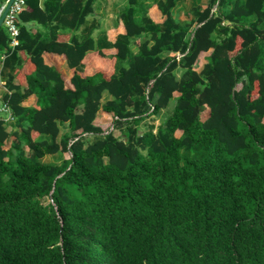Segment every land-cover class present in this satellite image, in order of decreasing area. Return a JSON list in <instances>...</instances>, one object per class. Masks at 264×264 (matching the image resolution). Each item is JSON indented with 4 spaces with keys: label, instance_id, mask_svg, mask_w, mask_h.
<instances>
[{
    "label": "trees",
    "instance_id": "16d2710c",
    "mask_svg": "<svg viewBox=\"0 0 264 264\" xmlns=\"http://www.w3.org/2000/svg\"><path fill=\"white\" fill-rule=\"evenodd\" d=\"M179 1L126 0L97 42L94 0L0 27V264H264V0Z\"/></svg>",
    "mask_w": 264,
    "mask_h": 264
},
{
    "label": "crops",
    "instance_id": "0c3cea01",
    "mask_svg": "<svg viewBox=\"0 0 264 264\" xmlns=\"http://www.w3.org/2000/svg\"><path fill=\"white\" fill-rule=\"evenodd\" d=\"M2 1H5V0H0L1 5H2ZM208 1L209 0H200L201 4H204V5L207 4ZM179 2L177 3V5L179 4ZM146 4H148V2L145 1L144 6ZM125 7H126V0H94V13L90 15L89 18H87V20L88 22L95 23V30L93 33V38L96 42L99 40V38H101V36H103L104 32H106V34L108 35L110 39H113L118 33L125 32L123 23L121 21L120 22L117 21L118 12L124 9ZM149 14L152 16L153 19L157 21L161 19L160 13L157 10L156 6L154 5L151 6L149 10ZM110 19L112 21H110ZM104 51L108 54L115 52L114 49L104 50ZM2 59H3V55L0 54V69L2 65ZM49 60L51 64L55 66L58 70L63 72V74H66L68 76L71 73V70L66 66L65 60L62 59L61 57L53 56ZM86 73L89 74L90 71L86 70ZM5 90H6V87H5L4 81L0 77V108L3 104V101L1 100V96H2L3 91ZM35 101H36V97L32 95L28 99H26V101H24L23 104L33 105ZM0 117H3L1 111H0ZM7 125H8L7 126L8 131L15 130L16 128L13 126L14 121L7 123ZM56 156H59V155L58 154L46 155L42 158V161L47 162V163L54 162L55 161L54 157Z\"/></svg>",
    "mask_w": 264,
    "mask_h": 264
},
{
    "label": "rangeland",
    "instance_id": "374dc122",
    "mask_svg": "<svg viewBox=\"0 0 264 264\" xmlns=\"http://www.w3.org/2000/svg\"><path fill=\"white\" fill-rule=\"evenodd\" d=\"M191 1L192 0H181L179 2V4L173 9V12H174V15L176 18H178L180 20L190 19L191 15H190V13L188 14V12L190 10V7L194 4L195 0L192 2ZM0 5H1V3H0ZM106 14H107V12H106ZM110 21H112V20L110 19ZM133 49H134V47H133ZM181 73H182L181 69L176 70V75L178 77L180 76ZM104 97L108 98L109 96L105 95ZM171 102L172 103L168 107H166L165 109H162L159 112V114H153L152 113L147 118H145V120H143L142 125H141L142 129L148 128L149 125H151V124L154 125V127H157L159 124H161L163 122V120L171 113L172 107L174 105V101L172 100ZM1 112H2L3 117L7 116V113H5L3 111H1ZM12 121L13 120H11L9 122H12ZM9 122H7V123H9ZM106 127H105V129H106ZM66 129H67L66 124H63L62 126H60V133L61 134L64 133L66 131ZM113 132L115 133V135H119V131L117 129H114ZM7 146H9V143L7 144ZM54 160L60 161L61 156L54 157Z\"/></svg>",
    "mask_w": 264,
    "mask_h": 264
},
{
    "label": "built area",
    "instance_id": "2783aa9c",
    "mask_svg": "<svg viewBox=\"0 0 264 264\" xmlns=\"http://www.w3.org/2000/svg\"><path fill=\"white\" fill-rule=\"evenodd\" d=\"M26 4V0H13L5 17L3 20L2 25L5 27L7 33L11 37V46L17 44V34H18V27L16 24V19L18 15L22 12ZM6 5V1L1 5L0 7V15ZM1 111L7 113L6 117H3L4 120L7 122L13 120V116L11 115L8 105L3 103L1 108Z\"/></svg>",
    "mask_w": 264,
    "mask_h": 264
},
{
    "label": "water",
    "instance_id": "95a60500",
    "mask_svg": "<svg viewBox=\"0 0 264 264\" xmlns=\"http://www.w3.org/2000/svg\"><path fill=\"white\" fill-rule=\"evenodd\" d=\"M5 1H6V5H5V7H4V9L0 15V27L2 26L4 17H5V15H6V13H7V11H8L13 0H5Z\"/></svg>",
    "mask_w": 264,
    "mask_h": 264
}]
</instances>
